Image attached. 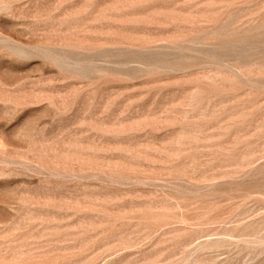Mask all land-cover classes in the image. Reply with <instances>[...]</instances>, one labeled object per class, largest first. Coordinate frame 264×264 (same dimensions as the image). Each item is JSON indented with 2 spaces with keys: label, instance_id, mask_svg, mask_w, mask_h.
Here are the masks:
<instances>
[{
  "label": "rangeland",
  "instance_id": "obj_1",
  "mask_svg": "<svg viewBox=\"0 0 264 264\" xmlns=\"http://www.w3.org/2000/svg\"><path fill=\"white\" fill-rule=\"evenodd\" d=\"M0 264H264V0H0Z\"/></svg>",
  "mask_w": 264,
  "mask_h": 264
}]
</instances>
